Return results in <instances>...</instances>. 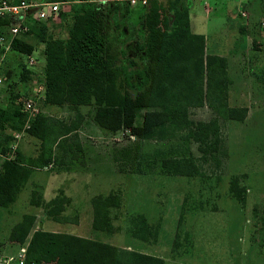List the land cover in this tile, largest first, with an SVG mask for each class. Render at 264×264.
<instances>
[{
    "label": "trees",
    "instance_id": "16d2710c",
    "mask_svg": "<svg viewBox=\"0 0 264 264\" xmlns=\"http://www.w3.org/2000/svg\"><path fill=\"white\" fill-rule=\"evenodd\" d=\"M128 11L127 0L80 1L70 7L71 18L65 36L47 34L44 24L29 19L26 21L28 31L16 35L11 40V47L29 53L32 46L21 35L31 32L43 41V100L47 104L66 105L74 109L78 121L79 107L91 105L92 120L102 129L128 128L137 137L158 139L175 135L178 130H186L183 137L197 142L201 153L215 157L221 141L218 118L242 120L247 113L246 106L227 103L230 78L226 58L205 52L203 34L189 30L186 0H146L141 18L144 29L141 41L128 37L124 26ZM114 14L118 18V25L123 26L117 27L123 36H118L117 32L110 35L108 20H112ZM9 21L8 16L0 18V30ZM121 40L126 42L123 48H116L115 43ZM131 77L135 82L133 84L130 83ZM129 83L132 86H128ZM16 95L18 93L10 98L8 107L0 106V132L7 126L13 130L22 126L24 114L14 102ZM203 104L213 111L214 116L208 120H190L188 108ZM139 113L141 122L135 124L134 117ZM78 121L49 116L43 110L30 120L25 131L39 141L37 152L26 155L16 150L13 158L2 159L1 206L15 199L33 169L61 164L55 148L65 145L69 134L76 130ZM1 145L0 152L6 153L8 147ZM134 159V162H139L142 158L136 156ZM160 165L162 171L169 174L199 173L198 164L190 154L164 156ZM122 168L123 171L140 172L133 161L126 162ZM235 175L229 179L228 192L243 207L246 201L245 186L238 184ZM67 200L59 191L44 201L40 191L32 188L28 202L42 208L40 220L66 221L68 218L60 211ZM119 204V195L113 191L92 195L91 228L107 233L116 231L110 211ZM182 211L181 206L177 227L182 219ZM34 218V214L23 213L9 230L10 240L14 243L22 242L30 233L26 248L28 263L164 264L160 256L91 237L40 227L30 231ZM261 221L264 223V220ZM126 223L130 236L147 243L156 241L159 218L150 221L144 213L136 212L127 218ZM177 237L176 230L172 247L178 245Z\"/></svg>",
    "mask_w": 264,
    "mask_h": 264
},
{
    "label": "rangeland",
    "instance_id": "374dc122",
    "mask_svg": "<svg viewBox=\"0 0 264 264\" xmlns=\"http://www.w3.org/2000/svg\"><path fill=\"white\" fill-rule=\"evenodd\" d=\"M77 2L68 3L56 17L48 20L51 34L64 35L71 18L70 7ZM128 5L134 9L132 13H127L124 26L128 28L133 24L131 28L135 30L137 23L142 29V17L137 14L144 12V5L139 2ZM218 13H211L210 18ZM112 20L109 19L108 23L118 25L115 14ZM141 31L144 33V29ZM109 32L112 36V27ZM117 35L123 36L119 31ZM210 35L212 32L208 36L209 49ZM32 37L37 39L35 35ZM125 43L121 40L115 46L123 48ZM20 72H23L20 55L6 53L0 65V94L6 92L9 82ZM40 74L43 76V71L31 76L29 84L38 79L36 76L40 78ZM232 76L237 77L236 74ZM256 76L260 77V74ZM130 83H135L133 78ZM130 83L128 86H132ZM242 84L245 88L239 92L250 100L246 104L249 112L242 121L218 118L221 141L215 157L201 153L197 142L183 137L186 130H178L175 135L163 139L140 138L130 133L128 128L111 131L100 128L92 120L91 105L79 107L78 121L74 109L66 105L47 104L42 100L44 114L66 121L77 119L78 126L69 134L64 146L55 148L61 164L34 170L15 199L7 205H0V248L7 250L14 243L10 240L9 230L20 219L22 212L31 208L28 205L31 182L39 181L45 197L52 195L55 187L64 189L70 195L71 202L67 197L60 211L69 220L90 217L89 198L92 195L111 191L119 195V206L110 211L112 225L117 230L112 233L92 230V238L129 245L132 249L146 250L151 254L159 253L165 264H264V223L261 221L264 220L261 217L264 214V88L259 82L253 84L246 80ZM237 91L230 89V101ZM140 113L134 117L135 124L141 122ZM187 116L195 122L208 120L214 113L203 104L189 107ZM5 136L10 138L8 133L1 131L0 143ZM25 138L28 149L32 148L36 138ZM16 150L20 151L18 146ZM188 154L198 164L199 173L179 175L162 171V157ZM136 156L142 159L134 162ZM130 161L135 168H140V172L123 171L122 167ZM116 168L120 172L114 170ZM233 174H236L238 184L245 186L243 207L228 192L229 179ZM181 206L182 219L177 227ZM139 211L144 212L150 221L159 218V236L155 243L144 242L126 231L127 218ZM30 212L37 215V211ZM37 220H34L33 226ZM60 226L65 229L64 224ZM176 230L178 245L171 247Z\"/></svg>",
    "mask_w": 264,
    "mask_h": 264
},
{
    "label": "crops",
    "instance_id": "0c3cea01",
    "mask_svg": "<svg viewBox=\"0 0 264 264\" xmlns=\"http://www.w3.org/2000/svg\"><path fill=\"white\" fill-rule=\"evenodd\" d=\"M186 2H187V10H188L189 30L194 33L203 34L205 52L219 54L226 58V63H227L226 69H227V74L230 78V83L228 84V90H227V103L233 106L244 105L247 107L246 105L247 101L249 102L250 100H247L248 97L245 95H241L240 93L241 92L240 90H243L245 88L244 87L245 85L242 84V82L246 80L250 81L253 84H258L259 82V83H262V86L264 88V67H263L264 66V50H263V44H264L263 28L264 27H261L258 24L259 19L264 17V0H186ZM218 7L220 9H218ZM133 9L134 7L131 8V6H129L128 13H132ZM215 11L219 13L218 15L217 14L214 15L213 19H211L210 15L211 13H214ZM240 11H244L245 15H241ZM142 15H143V12H138L137 14V16H141V17ZM26 19L29 21V19L31 18L27 17ZM40 23L46 26V33L51 34L48 31L51 23L48 20L40 21ZM111 24L110 26L112 27V31L114 32V34H116L115 32H117L118 25H116L115 23H114L115 25L113 23ZM209 24H211V28L209 27ZM131 26L133 27L134 25L130 24V26L126 29L128 37L133 40L136 39L138 41H141L143 38V36L141 37V35L143 34L141 30H143V28L141 29L139 25L137 26V23L135 26V30H133ZM210 32H212V35H210L212 38L211 44H210L211 49H209L208 47V42H209L208 36ZM33 35L36 36L37 38L36 40L32 37ZM52 35L63 37L66 35V31L64 35H58L57 33L56 34L52 33ZM21 38L24 41L31 44L32 48L29 53H24L16 49H13L11 47V41H10V48L5 51L4 55L6 53L7 55L9 54L10 56L19 54L21 58L23 72H20L19 76L16 77L12 82L11 81L9 82L6 92H2L0 94V106L2 107H8L11 104L10 98H13V95L16 92H18V94L20 95H25L29 93L30 88L35 83L34 81H38L42 79L43 77L40 74V78L39 76H36V78L38 77V79L31 82V85L29 84L30 82H28L31 76H35L36 72L40 73L41 71H43V66H44L43 41H41L37 37V35L33 32L22 34ZM29 54L35 58V61L31 66H26L25 59H26V55H29ZM3 60H4V56H3ZM8 61L10 62L11 59L9 58ZM238 63H241L242 66H240V64ZM41 67H42V70H41ZM258 73L260 74V77L256 76ZM261 73H262V76H261ZM232 74H236L237 77H233ZM236 79L238 80L234 82ZM231 88H235L238 90L235 97L232 98V101H230V97H231L230 89ZM241 97L244 100L240 99ZM49 106L51 108L53 107V105H49ZM248 112H249V109L247 107V113L245 117L247 116ZM245 117L243 119H245ZM231 120H235V119H231ZM242 120H237V121H242ZM18 130L16 129L13 130L8 126L4 127L2 131H4V133H8L10 138L8 139L5 136L4 137L5 139L4 140L2 139L4 142L2 141L0 145L4 144L6 145V147H8L9 143L13 140L14 133L17 132ZM26 136H28L30 139L36 138L26 133V131H24L21 134V136L18 138L17 146L19 147V150L22 153L26 155H34L36 154L37 148H38V146L35 145L36 143L38 144L36 140L37 138L35 139V142H34L35 144L33 145V147L28 149V147L26 146V142L24 141V139H26L25 138ZM0 154L2 153L0 152ZM0 158L2 159L1 155H0ZM52 167H58V165L57 166L52 165ZM47 168L48 167H46V169ZM34 170H40V169L35 168L31 171V173ZM32 188H36L40 191L41 197L44 201L49 200L54 195H56L60 190H62V193L66 197H69V200L71 202L70 195L66 193L65 190L62 188L55 187L52 191V195H50L49 197L44 196L43 185L39 181L31 182L29 193ZM29 193H28V198H29ZM89 204H90V198H89ZM28 205L31 206V208H29V210H26L25 212H22V213L34 214L35 216L34 220L38 219L37 222L34 224V226L32 224L30 231L40 227L42 229L49 230V231H64V232L72 233L75 235L92 238V236L90 235V232H92V230L94 229H92L90 226L91 207H90V217H88L89 215H87V218L84 220H81V217H80V218H77L75 221L69 220V219L66 221H58V220H53L50 218H42L40 220L42 216V208L40 206L33 205L30 203ZM212 209H215V207ZM30 211H33V212L37 211V215ZM139 212H142V211H139ZM57 224H60V225L64 224L65 229L62 228V226L57 225ZM73 227H75L76 229ZM158 236H159V231H158ZM158 236H157V239H158ZM108 243L115 244L121 247L130 248L129 245H123V244H118L114 242H108ZM171 247H172V244H171ZM171 247H170V251L172 250ZM141 252L147 253L148 251L142 250ZM154 255L160 256L159 253L154 254ZM164 264H165V261H164Z\"/></svg>",
    "mask_w": 264,
    "mask_h": 264
},
{
    "label": "built area",
    "instance_id": "2783aa9c",
    "mask_svg": "<svg viewBox=\"0 0 264 264\" xmlns=\"http://www.w3.org/2000/svg\"><path fill=\"white\" fill-rule=\"evenodd\" d=\"M89 1V0H0V18L10 17L11 21L2 26L0 30V65L6 50L10 48V41L19 33L27 32L29 29L26 18L31 20H49L57 16L59 10L71 2ZM128 3L145 4L146 0H127ZM245 15L244 11H240ZM13 20V21H12ZM258 24L264 27V17L260 18ZM35 61L32 55H26L25 64L31 66ZM2 78L0 76V84ZM44 98L43 79L35 81L25 95H18L14 101L19 105L20 111L24 114L21 128L14 133L13 140L8 145L6 153L0 154L3 158H13L17 147L18 138L29 127L30 120L38 114L41 109V101ZM28 238L20 243H13L10 249L0 248V264H31L26 261V248Z\"/></svg>",
    "mask_w": 264,
    "mask_h": 264
}]
</instances>
